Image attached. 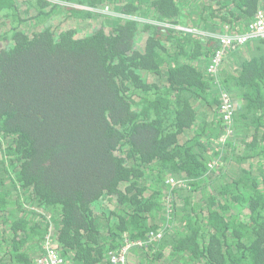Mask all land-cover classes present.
<instances>
[{
  "label": "trees",
  "instance_id": "trees-1",
  "mask_svg": "<svg viewBox=\"0 0 264 264\" xmlns=\"http://www.w3.org/2000/svg\"><path fill=\"white\" fill-rule=\"evenodd\" d=\"M20 1L0 0V264H34L50 227L66 264L152 234L127 264H264V41L209 70L264 0Z\"/></svg>",
  "mask_w": 264,
  "mask_h": 264
},
{
  "label": "built area",
  "instance_id": "built-area-1",
  "mask_svg": "<svg viewBox=\"0 0 264 264\" xmlns=\"http://www.w3.org/2000/svg\"><path fill=\"white\" fill-rule=\"evenodd\" d=\"M181 29L190 32L197 31L193 28ZM229 30L230 29H228V27H224L222 33L212 35V37L217 40V47L213 52H211L212 61L209 66V70L213 75L217 74L215 72L216 67L220 65L223 57H226L227 52L230 53L236 48L243 47L248 42H252L254 40L264 41V9L259 8L256 11L253 19L237 32H229ZM215 81L216 84L219 85V77L215 79ZM219 100L221 104L219 114H221L222 120L227 123V126L229 125V127H227L225 133L219 140L220 143L223 144L225 140L230 139L229 137L233 133L232 128H230V124L232 122V115L235 110V104L229 94H227L223 90L221 91ZM165 184L173 187L176 182L173 178H168L165 181ZM48 231V235L41 244L40 251L34 259V264H66L65 259L61 256L60 252L55 248L52 242V228L50 227ZM155 237L159 238L160 234H152L144 243L152 242ZM144 243L125 238L118 252L108 254L109 262L111 264H127V257L130 250L133 247H142Z\"/></svg>",
  "mask_w": 264,
  "mask_h": 264
},
{
  "label": "rangeland",
  "instance_id": "rangeland-1",
  "mask_svg": "<svg viewBox=\"0 0 264 264\" xmlns=\"http://www.w3.org/2000/svg\"><path fill=\"white\" fill-rule=\"evenodd\" d=\"M20 2H22V0ZM69 6H73V5H69ZM96 12L105 14L107 16H118L119 15V13H115L112 4H105L102 7H100ZM1 21L2 20L0 19V23ZM103 23H104L103 17H94V18L85 19L83 21V19L71 18L67 12H65L63 15L61 14V12H59V13L54 14L51 18H49L48 25L52 26V28L55 31L74 29L75 31H78L77 35L81 37L83 35L91 33L94 29L101 27ZM109 27L108 25L105 24L106 30H109L110 29ZM28 28H29V31H35V30L42 28V26H39L38 28L36 26H28ZM0 29H1V26H0ZM138 42L142 44L143 38L139 39ZM97 215H98V212H97Z\"/></svg>",
  "mask_w": 264,
  "mask_h": 264
}]
</instances>
